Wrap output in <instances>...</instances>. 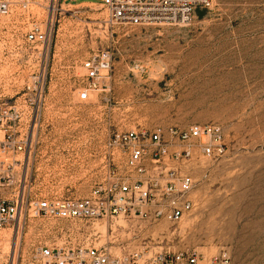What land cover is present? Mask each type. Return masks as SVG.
I'll return each instance as SVG.
<instances>
[{"label":"rangeland","instance_id":"obj_1","mask_svg":"<svg viewBox=\"0 0 264 264\" xmlns=\"http://www.w3.org/2000/svg\"><path fill=\"white\" fill-rule=\"evenodd\" d=\"M37 20L50 18L45 47L27 44L18 18L0 16V100L12 102L37 76L45 87L28 164L46 187L85 196L124 173L114 132L216 124L223 154L195 151L181 169L194 185L193 207L178 223L123 216L55 224L28 217L16 239L22 252L39 237L152 250L225 253L231 264H264V0H212L184 24L144 27L110 22L93 0H33ZM110 53L101 87L77 99L82 59ZM39 53V54H38ZM0 264L12 249L0 231Z\"/></svg>","mask_w":264,"mask_h":264},{"label":"built area","instance_id":"obj_2","mask_svg":"<svg viewBox=\"0 0 264 264\" xmlns=\"http://www.w3.org/2000/svg\"><path fill=\"white\" fill-rule=\"evenodd\" d=\"M110 22L129 26L184 24L196 7L212 0H93ZM33 0H0V16H15V31L30 45L45 47L51 37L50 18L43 22L31 9ZM39 54V53H38ZM108 50L99 49L80 62L84 84L77 90L79 101L101 87L110 68ZM26 91L12 102L0 100V231L10 230L12 249L1 264H231L225 253L205 255L196 249L152 250L149 240L134 246H107L92 242L56 244L35 237L28 251L16 249L18 234L28 217L66 222L123 216L154 223L180 222L193 207L189 194L194 182L184 172L183 160L194 150L210 158L223 154L220 128L216 124L191 123L186 128L155 126L114 132L121 149L124 173L91 187L82 197L46 187L33 175L40 164H28L34 152L40 105L45 82L40 76L23 84ZM194 149V150H193ZM2 236H0L1 238Z\"/></svg>","mask_w":264,"mask_h":264}]
</instances>
